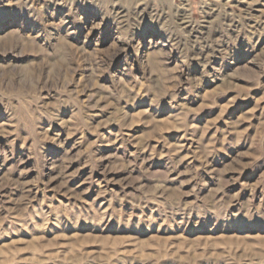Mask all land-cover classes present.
Returning <instances> with one entry per match:
<instances>
[{
    "label": "rangeland",
    "instance_id": "obj_1",
    "mask_svg": "<svg viewBox=\"0 0 264 264\" xmlns=\"http://www.w3.org/2000/svg\"><path fill=\"white\" fill-rule=\"evenodd\" d=\"M0 264H264V0H0Z\"/></svg>",
    "mask_w": 264,
    "mask_h": 264
}]
</instances>
